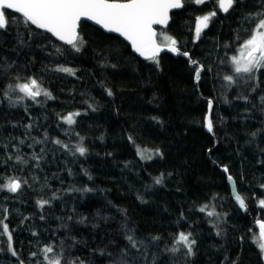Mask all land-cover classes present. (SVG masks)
<instances>
[{
    "label": "trees",
    "instance_id": "1",
    "mask_svg": "<svg viewBox=\"0 0 264 264\" xmlns=\"http://www.w3.org/2000/svg\"><path fill=\"white\" fill-rule=\"evenodd\" d=\"M4 11L0 184L16 177L22 187L0 189V221L17 253L0 227V264H46V245L62 264H264L255 224L264 221V69L252 79L236 77L230 62L264 18L255 15L264 13V0H235L227 13L217 0H183L156 37L160 44L175 39L196 65L162 53L157 66L86 22L77 52ZM213 11L197 38L196 18ZM61 66L74 73L56 71ZM225 75L234 76L231 85ZM29 77L52 99L12 106L9 97L17 101L22 93L8 86ZM209 100L213 136L204 126ZM75 112L68 125L63 117ZM78 144L87 150L83 156ZM227 175L247 210L232 200ZM38 200L49 203L41 208ZM180 232L196 241L193 255L175 244Z\"/></svg>",
    "mask_w": 264,
    "mask_h": 264
},
{
    "label": "snow or ice",
    "instance_id": "2",
    "mask_svg": "<svg viewBox=\"0 0 264 264\" xmlns=\"http://www.w3.org/2000/svg\"><path fill=\"white\" fill-rule=\"evenodd\" d=\"M193 2L204 4L207 0H193ZM234 3L235 0H217L218 9L225 13L233 8ZM182 6L183 0H0V29H5L9 23L5 17L4 10H14L16 13L22 14L26 26L30 24L37 29L44 30L79 52L85 41L79 34L78 26L82 18H86L87 20L94 21L108 32L118 33L130 42L135 53L159 66L158 56L161 48L156 43V32L153 30V25H166L169 21V10L179 9ZM215 15L216 12L213 11L196 18L195 34L197 38L200 36L202 30L208 27L209 21ZM255 15L264 17V13ZM168 48L173 53H179L175 39L170 38ZM57 51H60V49L58 48ZM239 51L240 55L233 56L230 61L236 77L247 74V78H255L254 74L264 69V18L259 19V22L253 29V34L245 41ZM182 55L188 56V53L184 52ZM190 63L193 65L197 64L194 60H191ZM56 71L69 74L74 73L73 69L63 66L58 67ZM201 71L202 66L196 67L197 79H199ZM17 79L19 80V77ZM223 79L229 82V85L234 82L233 75H225ZM8 89L9 91L18 90L19 93H22L17 98V101H12L11 97H9V102L12 106H15L17 102L22 101L24 98L38 103L37 97L41 95L52 99V94L43 88L41 82L36 78L29 77L26 78L25 82H18L15 85L10 84ZM108 94L111 95L112 93L109 91ZM4 95L8 96V92L6 91ZM261 102L264 103V97H261ZM211 105L212 101L210 100L209 108H211ZM78 115H80L78 112L69 113L63 119L68 125H72L75 123L74 117ZM28 127H31V125ZM206 127L209 132L213 131V124L208 117H206ZM23 142V140L20 141V143ZM54 142L61 144L60 140ZM63 146L67 148V145ZM75 151L83 156L87 150L78 144L75 147ZM16 159L20 161L21 157L17 156ZM33 159H37L35 154L33 155ZM224 171L227 172V168ZM228 180L232 181L230 175L228 176ZM155 182L157 184L161 183V178H157ZM24 183H27V181H24ZM21 187L22 183L16 177H9L6 183L0 184V189H6L10 193L18 192ZM85 191H88V189H85ZM235 199L241 208L246 207L245 200L239 194L235 196ZM48 203L49 201L47 200L37 201L38 206L41 208ZM259 204L261 207H264V200H260ZM205 207H201L200 211L203 212ZM4 211L7 212L6 209ZM207 214L209 216L214 215L213 212H208ZM259 226L260 236L256 242L261 252H264V223H260ZM0 227L3 230L2 234H8L9 251L12 252L13 256H16L17 253L11 246L12 238L8 225L0 221ZM219 234L218 232L217 235ZM153 239L159 238L153 237ZM127 240L132 244V247L137 246V242L132 235H128ZM195 243L196 241L191 239V233L180 232L175 240V244L183 245L187 249L188 256L194 254L193 246ZM177 250L176 247L170 249L172 252H176ZM53 251L52 245H46L41 249L46 264H62L61 258L49 256V253H53ZM31 255L35 256L36 253H32Z\"/></svg>",
    "mask_w": 264,
    "mask_h": 264
},
{
    "label": "water",
    "instance_id": "3",
    "mask_svg": "<svg viewBox=\"0 0 264 264\" xmlns=\"http://www.w3.org/2000/svg\"><path fill=\"white\" fill-rule=\"evenodd\" d=\"M179 9H180V8H179ZM179 9H170V10H169V21H168V23H167L166 25H153V30L156 32V36H157V29H156V27H159V28H162V29L166 28L167 25H168L169 22H170V15H171V13H172L173 11H176V10H179ZM8 11H11V12L16 13L14 10H8ZM220 11H221V10H220ZM221 12H222V13H225V12H223V11H221ZM18 14L22 16V14H20V13H18ZM81 22L89 23V24H91V25H93V26L99 28L100 30H102V31H103L104 33H106V34H111V35H114V36H116V37H119L120 39H122V40H123V41H124L129 47H130V49L132 50V52H133L136 56H138V57L141 58V59H145L144 57H141L138 53H135L134 50H133L132 47H131L130 42H128L127 40H125V39H124L122 36H120L118 33L108 32L107 30L103 29L100 25H97L94 21L87 20L86 18H82ZM81 22H80V23H81ZM79 28H80V24H79V26H78V31H79ZM43 31H44V30H43ZM45 32H46V31H45ZM48 34H50V33H48ZM50 35H51V34H50ZM51 36H52V35H51ZM156 36H155L156 43H157V45L161 48V52L159 53V55L162 54V53H167V54H170V55L173 56V57L181 56V57H184V58L188 59L189 64H191V63H190L191 59L189 58V56H184V55H182V53L180 52V50H179V53H173V52H171V51L169 50V48H168V45H169V44H160V43L158 42ZM52 37H53V36H52ZM54 38H55V37H54ZM55 39H57V38H55ZM57 40H58V39H57ZM58 41H59V40H58ZM60 42L63 43V44H65V43L62 42V41H60ZM191 65H193V64H191ZM198 67H200V65H198ZM200 74H201V73H200ZM199 78H200V77H199ZM198 83H199V79L196 78V72H195V85L198 86ZM209 101H210V100H209ZM211 109H212V105H211V108H209V102H208L207 112H206L205 117H204V126H205V130H206V132L209 133L211 136H213V131H212V132H209L208 129H207V127H206V117H208V118L211 119ZM222 169L224 170L225 168H222ZM228 176H229V175H227L226 179H227V184H228V187H229V190H230V194H231L232 200L235 202V204L238 206V208H239L240 210H242V211L247 210V206H246L245 208H241L240 205H239V203H238L237 200L235 199V196L238 194L237 189H236V186H235V182H234L233 178H232V181L230 182V181L228 180ZM260 223H264V221H262V220H257V221L255 222L256 226L259 228V231H260V226H259ZM262 260H263V263H264V252H262Z\"/></svg>",
    "mask_w": 264,
    "mask_h": 264
},
{
    "label": "rangeland",
    "instance_id": "4",
    "mask_svg": "<svg viewBox=\"0 0 264 264\" xmlns=\"http://www.w3.org/2000/svg\"><path fill=\"white\" fill-rule=\"evenodd\" d=\"M240 49H241V48H240ZM240 49H239V50H240ZM239 50L237 51V53H236L234 56H239V55H240V51H239Z\"/></svg>",
    "mask_w": 264,
    "mask_h": 264
}]
</instances>
